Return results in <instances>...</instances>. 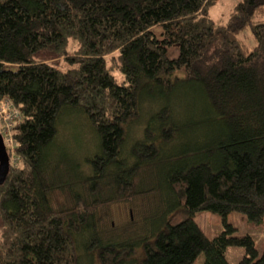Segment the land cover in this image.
I'll return each mask as SVG.
<instances>
[{"label": "trees", "instance_id": "16d2710c", "mask_svg": "<svg viewBox=\"0 0 264 264\" xmlns=\"http://www.w3.org/2000/svg\"><path fill=\"white\" fill-rule=\"evenodd\" d=\"M215 1L0 0V98L23 117L0 185V264H229L228 246L264 264L226 220L264 227V0H233L221 23ZM63 111L97 137L88 174L49 151ZM140 199L142 232L132 218L104 230L105 207ZM202 210L223 218L213 238Z\"/></svg>", "mask_w": 264, "mask_h": 264}, {"label": "rangeland", "instance_id": "374dc122", "mask_svg": "<svg viewBox=\"0 0 264 264\" xmlns=\"http://www.w3.org/2000/svg\"><path fill=\"white\" fill-rule=\"evenodd\" d=\"M233 0H216L209 8V17L215 20L218 23L225 22L229 13L230 8L232 7ZM75 46V45H74ZM73 45L70 46L69 50H72ZM40 58L48 61V62H56L61 60V57L54 55L52 53H42L39 54ZM188 98L186 100H182L177 108L179 112L186 111L189 108ZM156 107V105H155ZM147 106H145V110ZM145 110L142 112L144 115V120L146 119ZM67 111V110H66ZM66 111H63L60 119L57 121V127L59 129V134L57 138L54 140V146L49 150L51 154L59 157L66 155L69 161L73 163H77L78 167L82 174H88V166L86 165L84 159L86 157H91L97 152V143H96V135L94 137L93 130L87 120V118L83 115L77 114H68ZM143 117V116H142ZM143 119L139 120L136 123H133L129 130L128 139L125 146V151L123 155L126 154L129 146L138 139L142 137V131L145 126V121ZM60 126V127H59ZM162 170L159 168L155 170L157 174ZM154 171V172H155ZM153 182L156 183L155 173L153 174ZM162 193V192H161ZM57 202L61 203L64 201V197L61 194L56 195ZM157 202H154L152 207L148 209V212H152L153 208H157L160 202H166V198L163 193L161 197H155ZM146 203V199L136 200L135 203L132 204V209L129 203H114L107 207H105V212L107 211V217L104 221V230L106 232L117 233L120 226L124 225L125 222L128 221L129 218H132L135 222L133 225H127L128 229L131 230L136 227V225L140 222L139 219L143 214V206L142 202ZM147 205L145 204V207ZM195 222L200 226V228L204 231V233L209 237L213 238L218 235L223 229V218L221 215L210 212L208 210L197 211L194 215ZM226 220L234 227V235L242 236L245 234L250 235L255 243V249L257 251V256L262 254L264 249V227L263 224H256L250 222L247 217L238 212H231L227 215ZM137 221V222H136ZM110 226V227H109ZM145 223L141 221L139 227L134 230L133 233L139 234L142 232V228H144ZM154 226L152 223L151 227ZM244 254V249L242 247L237 246H228L225 250V257L229 264H239V261L242 259ZM204 259V254L201 253L198 255L195 264H201Z\"/></svg>", "mask_w": 264, "mask_h": 264}, {"label": "built area", "instance_id": "2783aa9c", "mask_svg": "<svg viewBox=\"0 0 264 264\" xmlns=\"http://www.w3.org/2000/svg\"><path fill=\"white\" fill-rule=\"evenodd\" d=\"M23 117L13 106L8 96L0 98V135L4 146L11 154L14 153L16 142L12 136V128L15 123L22 121ZM14 160V157L12 158Z\"/></svg>", "mask_w": 264, "mask_h": 264}, {"label": "water", "instance_id": "95a60500", "mask_svg": "<svg viewBox=\"0 0 264 264\" xmlns=\"http://www.w3.org/2000/svg\"><path fill=\"white\" fill-rule=\"evenodd\" d=\"M9 171V156L0 135V185L4 183Z\"/></svg>", "mask_w": 264, "mask_h": 264}]
</instances>
